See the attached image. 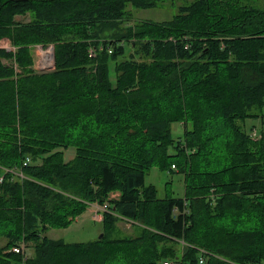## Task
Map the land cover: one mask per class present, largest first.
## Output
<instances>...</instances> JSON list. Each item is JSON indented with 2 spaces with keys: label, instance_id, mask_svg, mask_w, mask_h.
<instances>
[{
  "label": "trees",
  "instance_id": "trees-1",
  "mask_svg": "<svg viewBox=\"0 0 264 264\" xmlns=\"http://www.w3.org/2000/svg\"><path fill=\"white\" fill-rule=\"evenodd\" d=\"M166 1L0 0V264H264V134L245 126L264 116V0L128 23ZM36 45L52 70L33 68ZM154 166L185 196L159 198ZM107 202L102 238L48 237Z\"/></svg>",
  "mask_w": 264,
  "mask_h": 264
},
{
  "label": "rangeland",
  "instance_id": "rangeland-1",
  "mask_svg": "<svg viewBox=\"0 0 264 264\" xmlns=\"http://www.w3.org/2000/svg\"><path fill=\"white\" fill-rule=\"evenodd\" d=\"M192 0H175L166 1L156 8L149 9H138L134 7H129L128 11L130 15L128 16V23L138 24L140 22H165L173 19V17L178 13V9L181 5ZM129 17L131 19H129ZM23 20V18L18 17ZM27 20V19H26ZM13 46V45H12ZM53 45H48L43 47L41 45H36L32 48V54L34 58L33 68L37 71H49L52 70L53 63L50 62L52 56L50 55V48ZM10 49H14L11 47ZM9 49V50H10ZM55 50V49H54ZM55 52V51H54ZM8 63V61H4ZM51 68V69H49ZM110 73L112 79L114 80V67L110 65ZM245 126L248 130L252 131L255 129L258 133V137H262L264 134V116L258 119H248L245 122ZM172 133L175 139L183 135V128L180 124L175 123L172 126ZM75 155V150L69 148L65 152V159L70 160ZM173 170L176 168L172 167ZM145 183L147 185H154L158 191L159 198L166 197H184L185 196V182L182 174L176 171L172 172L169 170L162 169L158 166L152 167L145 175ZM114 194H119V192H113ZM120 195V194H119ZM101 217L96 216L93 210L87 209V211L76 218V220L67 228H52L48 231L47 235L51 239H62L67 243H82L95 240L103 234V223L99 220ZM135 224L130 221L122 220L118 223L119 231L126 236H134L136 229ZM5 244V240H0V247ZM29 256L32 254L31 248L29 249ZM28 252V253H29Z\"/></svg>",
  "mask_w": 264,
  "mask_h": 264
},
{
  "label": "built area",
  "instance_id": "built-area-1",
  "mask_svg": "<svg viewBox=\"0 0 264 264\" xmlns=\"http://www.w3.org/2000/svg\"><path fill=\"white\" fill-rule=\"evenodd\" d=\"M0 48H2V44H1V41H0ZM52 51H50V55L52 56V58L50 59V62L54 64V60H53V48H50ZM55 67L52 66L51 68L53 69ZM49 68V69H51ZM250 135L252 137V139H259L258 137V133L255 129H253L251 132H250ZM261 138V137H260ZM29 162V159H26V161L24 162V165H27V163ZM3 178L0 177V183L2 182ZM119 197V194H114L112 193L110 195V198L109 200H114V199H117ZM92 210L93 212H95V215L96 216H100L101 218L99 220L102 221V218H103V213L104 211H107L108 210V202L105 203L104 205H98V204H93L92 206ZM13 252L14 253H17V254H21L23 256V261L25 262L28 258H29V253L26 251V245L24 243H22L20 246H15L12 248ZM200 262L202 263L203 262V258L201 257L200 259ZM164 264H174L172 261H166Z\"/></svg>",
  "mask_w": 264,
  "mask_h": 264
},
{
  "label": "crops",
  "instance_id": "crops-1",
  "mask_svg": "<svg viewBox=\"0 0 264 264\" xmlns=\"http://www.w3.org/2000/svg\"><path fill=\"white\" fill-rule=\"evenodd\" d=\"M1 44H2V48L3 49H10L12 46V42L9 38H0ZM89 210H92V207L88 208ZM94 210V209H93ZM102 222V221H101Z\"/></svg>",
  "mask_w": 264,
  "mask_h": 264
},
{
  "label": "water",
  "instance_id": "water-1",
  "mask_svg": "<svg viewBox=\"0 0 264 264\" xmlns=\"http://www.w3.org/2000/svg\"><path fill=\"white\" fill-rule=\"evenodd\" d=\"M53 48V62H54V65H55V52H54V47H52ZM102 236H103V234L102 235H100V237L99 238H102Z\"/></svg>",
  "mask_w": 264,
  "mask_h": 264
}]
</instances>
